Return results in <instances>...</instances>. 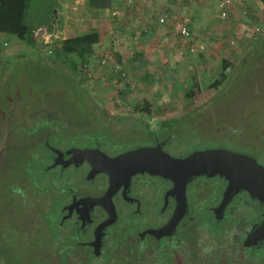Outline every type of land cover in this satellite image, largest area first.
Masks as SVG:
<instances>
[{
  "label": "flooded vegetation",
  "instance_id": "flooded-vegetation-1",
  "mask_svg": "<svg viewBox=\"0 0 264 264\" xmlns=\"http://www.w3.org/2000/svg\"><path fill=\"white\" fill-rule=\"evenodd\" d=\"M87 106L80 115L72 104L78 115L67 116L30 104L6 121L0 264H193L198 247L218 252L228 241L244 256L245 247L264 244L243 242L264 221L263 201L246 189L224 200L228 180L212 160L177 159L223 148L264 167V122L246 131L224 124L213 143L201 131L210 99H92ZM37 160L39 188L26 172Z\"/></svg>",
  "mask_w": 264,
  "mask_h": 264
},
{
  "label": "rangeland",
  "instance_id": "rangeland-1",
  "mask_svg": "<svg viewBox=\"0 0 264 264\" xmlns=\"http://www.w3.org/2000/svg\"><path fill=\"white\" fill-rule=\"evenodd\" d=\"M56 6L58 9L64 7L61 0H58ZM246 8V18L234 17L233 27L228 26L227 21H223L224 31L211 30L204 19L198 23L195 35L192 31L193 36L190 35L189 40L194 37L193 43H202L205 46L202 53L207 58L201 59L197 53L189 51L188 39L179 36L177 48L172 49L171 55L160 54L161 45L155 48L159 49V52L153 49L155 46H152L153 50H150L147 53L148 57L145 58L136 60L133 58L132 61L130 58H121L120 61L116 59L118 68L125 72L123 79H118V75L114 74V62L111 60L113 54L105 57V62L101 63L100 55L95 53L91 61L84 66L83 71L75 75L67 67L66 62L53 60L43 54L38 57L40 53L47 54L54 39L50 41L51 44L50 42L44 44L41 38H36L34 44H29L15 34L0 31L1 42L8 41V47L11 48L21 46L16 48L14 53L0 57V133L12 112L15 114L14 110L20 107L27 109V105L33 104L48 109L52 106V109L61 111L58 114L67 116L78 115V111L75 110L78 109L79 114L82 115L92 99H210L212 110L210 115L203 119L204 128L201 131L212 135L213 143L218 141L217 135L220 131L226 128L224 124L230 126L229 130L243 131H246L245 125L248 123L254 127L258 124L262 125L264 122V6H246ZM41 9H43L42 0H34L33 7L29 8V15L34 13L36 16ZM212 10L217 11L218 6H212ZM211 14L209 11L207 16ZM87 22H83V30L84 27H90V23ZM166 23L160 22L158 25H166ZM252 23L260 26V29L254 33L251 30L247 31ZM56 26L62 28L58 24ZM173 28L177 29L176 24ZM261 30L262 37L256 41ZM214 35L215 38L212 39ZM65 36L67 29L65 31L63 29L55 38ZM199 36L201 38H198ZM230 37L236 39L234 45L230 44ZM212 40L218 41L214 43ZM151 43L154 45V42ZM208 50L210 53H207ZM223 57L233 62L234 66L226 70L228 75L222 79L220 85L208 87L214 78L220 77V62ZM128 88L129 91H126ZM120 90L124 93L121 94ZM72 104L75 109L71 107ZM35 121L42 123L44 116L36 117ZM11 125L9 128H14V123ZM243 126L244 128L241 129ZM21 131H26V128L22 127ZM55 133L59 134L57 131ZM55 133L51 138L56 137ZM225 143L229 147L234 146L228 140H225ZM242 143L244 147H248L246 142ZM41 161H33L26 169L29 181L35 188H39L41 184L43 167L38 163L43 164ZM2 177L4 175L0 174V179ZM212 227L210 229L214 233L216 227ZM198 234L202 235V241L207 242L203 228H198Z\"/></svg>",
  "mask_w": 264,
  "mask_h": 264
},
{
  "label": "crops",
  "instance_id": "crops-1",
  "mask_svg": "<svg viewBox=\"0 0 264 264\" xmlns=\"http://www.w3.org/2000/svg\"><path fill=\"white\" fill-rule=\"evenodd\" d=\"M61 1L64 7L59 9L56 7L55 9V23L62 27H58V29H64V31L67 29V36L77 32L97 31L100 38L94 46L95 53L100 55V60L113 54L111 60L114 65L116 64L117 55H119V58H130L132 61L133 58L136 60L148 57L147 53L150 50L161 45L162 47H159V49L162 48L160 54L171 55L173 50L177 48V37L180 36L179 27L181 25H186L191 32L194 31L193 34L195 35L198 23L204 19L205 24L208 23L207 25L210 26L211 30L222 29L224 31L223 21H227L228 26L233 27L235 25V19L233 18L237 16L231 10L229 19L220 18L218 11H215L216 13L213 10L211 11L212 6H217V0H133L130 4L127 0H112L109 7L102 9H90L87 0ZM241 4L251 7L264 6L262 0H243ZM209 11L212 14L207 16ZM113 12H115V16ZM160 16H164L162 22H167L166 25H158ZM82 21H88L90 27H84L83 30L84 24ZM175 24L177 26L176 30L173 28ZM145 27L148 28L147 31L144 30ZM198 38H201V36ZM214 38L215 35L212 39ZM48 39L49 41L52 40L51 37ZM48 39H44L42 42L46 44ZM192 39L190 41L194 42ZM212 41L215 43L218 40ZM151 42H154V45ZM8 46L6 40L0 43V57L10 55L14 53L13 51L16 48L21 47L20 45L12 48ZM152 46L155 47L151 49ZM159 49L155 50L159 52ZM209 51L207 53H210ZM136 52H138V57L134 55ZM41 54L45 55L46 53ZM131 64L133 65V63Z\"/></svg>",
  "mask_w": 264,
  "mask_h": 264
},
{
  "label": "trees",
  "instance_id": "trees-1",
  "mask_svg": "<svg viewBox=\"0 0 264 264\" xmlns=\"http://www.w3.org/2000/svg\"><path fill=\"white\" fill-rule=\"evenodd\" d=\"M262 1L264 3V0ZM57 2L58 0H42L43 9H41L38 15L34 16V13L29 15V8L33 7L34 0H0V31L15 34L19 38L25 39L26 43L34 44L36 38H38V36L33 34L34 30L39 27H46L49 31L55 29ZM111 4L112 0H87V5L90 9H102L109 7ZM188 30L191 35L190 28ZM259 32L256 41H259L262 37L263 31ZM99 38V33L94 30L80 32L63 38H55L45 56H50L51 59L59 60L63 63L66 62L67 67L76 75L81 73L84 66L91 61L95 54L94 46L98 43ZM49 42L48 40L46 44ZM196 53L201 59L206 58L202 51ZM134 55L138 57V52ZM118 56H116V59L120 61L121 58ZM38 57H40V54ZM60 57H62V60H60ZM220 66V77L214 78L208 84V87L220 85L222 79H225L228 75L226 70L229 67L233 68L234 64L223 57L221 58ZM117 75L118 79H121L119 72H117ZM129 89H126V91H129ZM120 93L123 94L124 92L120 90ZM212 245L216 247L214 241ZM240 248L241 246L236 247L235 244H231L228 241L224 242V245L218 246V252L216 250L213 251V249L212 252H209L211 248L207 245L198 247L193 264H241L240 258L251 260L252 263L247 262L246 264H264V244L255 248L245 247L244 256L241 255Z\"/></svg>",
  "mask_w": 264,
  "mask_h": 264
},
{
  "label": "water",
  "instance_id": "water-1",
  "mask_svg": "<svg viewBox=\"0 0 264 264\" xmlns=\"http://www.w3.org/2000/svg\"><path fill=\"white\" fill-rule=\"evenodd\" d=\"M82 155L86 156L83 152ZM122 154L121 156H126ZM186 164L194 163L195 160H212L213 171L224 174L228 180L224 200L231 197L240 189H246L251 196L264 202V167L253 156L238 153L229 149L211 148L194 151L186 157L179 159ZM163 173L168 171L161 169ZM194 171V169L190 170ZM185 209V207H184ZM177 219V218H176ZM264 238V221L251 230L244 239L245 245L257 243Z\"/></svg>",
  "mask_w": 264,
  "mask_h": 264
},
{
  "label": "built area",
  "instance_id": "built-area-1",
  "mask_svg": "<svg viewBox=\"0 0 264 264\" xmlns=\"http://www.w3.org/2000/svg\"><path fill=\"white\" fill-rule=\"evenodd\" d=\"M243 0H217V6H218V15L220 18H228L229 19V14L231 10L233 11V14L235 13V16H238V19L241 17L246 18L247 16V8L245 5L241 4ZM127 2L132 3L133 0H127ZM115 16V12H113ZM164 20V16L159 17V21L162 22ZM260 26L255 25L252 23V26L248 28L247 31L251 30L253 33L258 31ZM145 31L148 30V28H144ZM61 29L55 28L52 31H49L46 27H39L38 29L34 30V35L38 36V38H41L42 40L52 38L54 36H58L59 33L61 32ZM179 34L181 37H185L188 39L187 41V47L188 50L191 52H199L204 49V45L202 43L195 44L189 40L190 33L186 25H181L179 27ZM49 40V39H48ZM236 39L234 37H230L229 42L231 45H234ZM6 44V43H5ZM105 62V57L101 59V63ZM119 65L115 64L113 65V71L119 72L121 75H124L125 72L122 71L120 68H118Z\"/></svg>",
  "mask_w": 264,
  "mask_h": 264
},
{
  "label": "clouds",
  "instance_id": "clouds-1",
  "mask_svg": "<svg viewBox=\"0 0 264 264\" xmlns=\"http://www.w3.org/2000/svg\"><path fill=\"white\" fill-rule=\"evenodd\" d=\"M205 48V47H204ZM202 51V50H201ZM115 73V72H114ZM116 75H117V72L115 73ZM120 77H121V79H123V75H121L120 74ZM128 82L126 81V84H127Z\"/></svg>",
  "mask_w": 264,
  "mask_h": 264
}]
</instances>
